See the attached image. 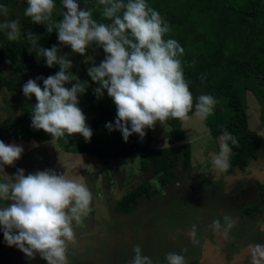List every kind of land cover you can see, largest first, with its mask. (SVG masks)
<instances>
[{"label":"clouds","instance_id":"1","mask_svg":"<svg viewBox=\"0 0 264 264\" xmlns=\"http://www.w3.org/2000/svg\"><path fill=\"white\" fill-rule=\"evenodd\" d=\"M26 17L36 24L46 25L47 32L55 29L58 42L70 46L73 53L84 56L89 45L103 49L105 58L99 65L88 67L87 75L98 86L93 89L99 98L103 90L116 107L115 122L105 124L109 131L121 132L124 142L132 134L141 140L146 129H153L169 118L185 121L195 106V114L206 119L212 114L216 100L201 94L194 98L184 79L180 56L184 49L175 39H164L170 31L168 23L146 0H98L103 5L102 15L110 24L98 23L92 18V10H84L77 0H61L63 19L52 22L54 0H26ZM9 9L0 5V15L7 17ZM48 22V23H46ZM0 30H7L9 41L21 38L19 21L4 19ZM27 39L43 56L46 66H59L54 75L29 79L22 86L26 98L35 96L31 113V127L43 130L54 139L67 134L81 135L89 142L93 133L86 116L78 106V96L84 94L88 81H80L68 70L73 66L67 54H59V48L37 46V35L28 32ZM43 81V88L36 82ZM75 81V83H72ZM71 84V87H66ZM237 140L228 132L221 136L220 152L214 157L213 166L220 171L229 168L230 147ZM24 149L15 143L0 140V200L11 201L0 206V230L8 246H15L29 259L39 254L46 264H69L68 248L75 243L74 222L87 215L93 194L86 184L67 179L55 170H37L25 175L17 168L9 176L5 166H14ZM209 226L219 235L228 238L235 221L225 215ZM195 239L196 226L189 232ZM186 251V250H185ZM131 264H153L142 254L139 246ZM251 264H264V244L250 248ZM168 264H187L183 255L167 253Z\"/></svg>","mask_w":264,"mask_h":264},{"label":"trees","instance_id":"2","mask_svg":"<svg viewBox=\"0 0 264 264\" xmlns=\"http://www.w3.org/2000/svg\"><path fill=\"white\" fill-rule=\"evenodd\" d=\"M80 1L82 9L92 10V18L98 23L111 22L103 17L104 6L100 5L98 0ZM146 2L158 11L169 25L170 31L164 35V39H175L184 49L180 59L184 79L193 94L194 104L195 98L201 94L211 95L216 100L212 114L205 119L209 133L217 137L228 132L236 138L235 145L228 141L231 149L229 168L233 164L245 165L250 158L257 155L255 141H260L264 146V138L249 128L246 100L247 91H250L259 102L261 114H264V0H146ZM54 4L52 22H59L62 19L61 0H54ZM206 16L209 24L213 26V35H208V31L204 29L202 31L196 29L197 19ZM31 24L34 27L42 25L46 30L44 24L39 26L32 21ZM47 33L42 37L44 48L56 45L59 54L66 53L68 59L72 61L73 73L84 81L92 82L85 73L83 56L73 53L66 45L59 44L55 29ZM94 47L95 44L89 45L86 54ZM28 48L29 42L24 40V37L8 45L0 39V62L19 72L18 78L0 77V87L14 90L16 98L24 96L22 86L27 80L40 76L46 78L59 71L58 65L47 67L44 57L37 55L36 48L32 51ZM36 82L43 88L42 80ZM66 87L71 86L67 84ZM93 99L97 110H100L103 101V108H106V105L108 107L110 105V108L115 107L106 90H103L102 97L98 98L94 94ZM31 100L35 105L34 95ZM194 112L195 106L188 115ZM21 121L20 128L30 129L36 143L52 139L43 130L31 127L29 112L21 117ZM101 121L100 113L97 112L86 121L93 133L90 141L85 142L84 138H81L77 142V148L65 150L108 157L103 156L101 150L95 146L104 139L105 125ZM165 122L170 127L166 136L173 143L171 146L151 147L149 145L151 136L148 132L149 137L144 143L138 137H134L133 141L126 142L115 153L116 157L120 158L138 152L143 170L149 168L152 160L151 169L157 175V180L163 184L168 183L174 176L173 167L176 164L180 162L184 168L189 165L191 154L190 143L183 141V121L169 118ZM180 141L183 142L178 143ZM149 189V183L142 182L120 202H135L142 192L148 193Z\"/></svg>","mask_w":264,"mask_h":264},{"label":"flooded vegetation","instance_id":"3","mask_svg":"<svg viewBox=\"0 0 264 264\" xmlns=\"http://www.w3.org/2000/svg\"><path fill=\"white\" fill-rule=\"evenodd\" d=\"M77 1L82 8L81 1ZM0 5L9 9L7 17L0 15V22L4 19L19 21L21 38L29 42L28 50L34 49L27 39L28 32L39 38L37 46L42 45V37L48 33L41 24V27L32 26L30 17L24 15L26 0H0ZM60 12L62 14V2ZM6 32L0 30V39L8 45L13 41L7 39ZM0 66L11 73L0 77L18 78L17 70L1 62ZM14 99H17L16 93ZM260 116L263 120L264 114ZM220 135H211L213 145L206 146L203 151V158L208 161L202 166L194 163L191 149L189 165L184 168L180 162L176 164L173 167L175 174L166 184L157 180L151 169L152 160L148 169L139 167L143 176L125 171L123 181L121 173L114 177L111 170L114 171L115 167L111 165L108 182L100 188L105 197L104 207L102 202L90 205L85 232L78 234L76 231V241L68 248L69 264H131L135 246H139L153 264H168L166 254L170 252L183 255L187 264H251L250 248L264 244V146L256 140L255 157L243 166L233 164L226 171H220L213 166L214 157L220 152ZM184 142L191 146L190 141ZM149 145L157 148L152 141ZM131 178L134 181L128 184ZM152 178L156 184L150 182ZM116 181L124 189L121 198L109 191ZM142 182L149 183L148 193L142 192L135 202H120ZM90 191L94 194L95 190ZM7 203L11 202L2 200L0 206ZM225 215L235 221L227 239L209 227L216 219L223 224ZM193 225L196 226L198 243H193V237L189 235ZM96 228V232L89 231ZM25 263V257L14 259V264Z\"/></svg>","mask_w":264,"mask_h":264},{"label":"rangeland","instance_id":"4","mask_svg":"<svg viewBox=\"0 0 264 264\" xmlns=\"http://www.w3.org/2000/svg\"><path fill=\"white\" fill-rule=\"evenodd\" d=\"M197 21V30L200 29V31H202L204 29L208 31V33L206 32L208 35H213V26L209 24L210 21L208 20L207 16L204 18L200 17L197 19ZM66 48L71 49L70 46L67 45ZM103 59V49L98 46L94 47L88 54H85L82 57L85 73L87 74L88 67L92 66L93 64L98 65ZM1 68L0 75L6 74L7 76H9L11 74L8 70ZM68 71L77 76L75 73H73V70L71 68ZM79 80L84 81L80 78ZM72 83H75V81H73ZM68 85L71 86V84ZM97 86L98 85L96 83L88 82L85 93L78 96V106L85 114L87 118L86 121L95 116L97 112H99L102 118V124L105 125L109 122L114 123L116 118V107L110 108V105L109 107L108 105H106V108H103V101L100 104V110L96 109V104L93 99V89ZM14 95V91L8 90L6 88H0V139L3 138L2 140L6 144L15 143L17 145H20L24 150L31 146L32 148L25 151L21 155V158L15 162L14 166H5L4 169L6 170V172L10 171L11 173V170L13 171L14 168H22L24 169L25 175L33 173L39 170L35 167L34 160L40 159L46 161V159L50 155L52 158H58L57 164L61 165V167L63 166V168L65 169V178L73 179L84 184H89L88 182L95 180L98 187L97 189H99L100 191L101 178H103L105 174L106 176H108L107 172L109 171L111 164L116 166V169H118L117 173L124 172L126 169L129 174H138L143 176V172H141L139 169V167L141 166V162L139 161L140 157L138 155V152L134 153V155L131 154L120 158L116 157V151L126 143L123 140L121 132L118 130L109 131L105 127V132L103 134L104 139L100 140L97 145H95L101 150L103 156H108L106 158H102L101 156L95 154H82L76 152H71V154L67 153V151H65L64 149L77 148L78 140L83 138L79 134H74L72 136H68L67 134H65V136L60 139L52 138L42 143H36L32 138L30 129L28 130L20 128V126L22 125L21 117L28 112L30 114L32 113L34 103L31 98L29 99L25 96L14 99ZM246 100L249 128L264 138V119L261 120V107L259 105V102L257 101L256 97L251 94L250 91H247ZM182 128L184 129V140L191 142L193 162L199 163V165L202 166L205 161H208V159L204 160L203 151L206 150V146L209 147L213 145V138L205 125V119H200L194 112L188 115L187 120L182 122ZM169 130L170 127L166 122H163L162 124L157 123L153 129L145 130L146 135L143 140H141L140 137L134 133L128 138L127 142L133 141L132 139L134 137H138L144 143L149 137V132L151 136L150 142L152 141V144L155 147L159 148L164 146H171L172 144L168 143L167 138H165ZM213 152H215V150H213ZM82 167V170H85L87 172L84 177H82V174L80 173ZM131 181H133L132 178L129 179L128 184ZM105 182L107 183L108 180L104 181V183ZM150 182L156 184L154 178H152ZM110 185L111 184H109V186ZM99 190H96V192L101 194ZM100 197L103 201L101 204L104 207L105 197H103L102 194L100 195ZM85 218L86 215H82L78 224L77 222L73 224V227H75V225L76 227H78V229L76 230L78 231V234L85 232L83 230H85L88 225L85 221ZM96 230H98V228L93 230L91 229L89 231L96 232ZM15 248V246H8L3 237L0 238V264H14V259L21 260V257L22 259L23 257H25V264H46V261L41 259L39 254H37L35 258L29 259L23 252ZM16 253L18 254L17 257Z\"/></svg>","mask_w":264,"mask_h":264},{"label":"crops","instance_id":"5","mask_svg":"<svg viewBox=\"0 0 264 264\" xmlns=\"http://www.w3.org/2000/svg\"><path fill=\"white\" fill-rule=\"evenodd\" d=\"M183 129V128H182ZM183 131H184V129H183ZM184 141V140H183ZM32 148V146L31 147H29V148H27V149H25L24 151H23V153L25 152V151H27V150H29V149H31ZM65 150V149H64ZM66 151V150H65ZM22 153V154H23ZM67 153H69V154H71V152L70 151H67ZM83 154V153H82ZM132 155H134V154H132ZM58 163V158H56V157H54V158H52L50 155L48 156V158L46 159V161H44V160H40V159H35L34 160V164H35V167L37 168V169H39V170H46V169H52V170H55L56 172H57V174H65V169L63 168V166L61 167V165H58L57 164ZM112 166H114L113 164H111ZM110 165V166H111ZM115 167V169H114V171H113V169L111 170L112 171V174L114 175V176H116L118 173H117V170L118 169H116V166H114ZM121 167V166H120ZM83 169V167L81 168V171H80V173L82 174V177H84V175L87 173L85 170H82ZM110 169H111V167H110ZM125 169V168H124ZM16 168H14V172L11 170V173H10V171L8 172H6V170L4 169V171L6 172V173H8L9 174V176H12V175H14L15 173H16ZM102 170V169H101ZM103 171V170H102ZM125 171H127L126 169H125ZM125 171L124 172H120L119 174H120V176H121V179H122V181L124 180V176H123V173H124V175H125ZM108 173V172H107ZM105 177V178H104ZM104 177L103 178H101V181H100V184L101 185H103V183H104V181H107L108 179L106 178L107 176H106V174L104 175ZM89 184H86V186L89 188V189H94L95 191H94V194H93V201L92 202H103L102 200H101V197H100V195L101 194H99V193H97L96 192V190H99V189H97L98 187H97V185H96V182H95V180H93V181H90V182H88ZM111 184V183H110ZM100 191V190H99ZM110 193L111 194H113V195H118V197H120L121 198V195H122V193H123V191H124V189H123V187L116 181V184H115V186L114 187H112V186H110ZM92 192V191H91ZM0 202H2V200H0ZM4 202V201H3ZM11 202V201H10ZM74 224H75V222H74ZM78 224V223H77ZM76 225H75V227H74V231L76 232ZM1 232L3 233V231L2 230H0V236H1Z\"/></svg>","mask_w":264,"mask_h":264},{"label":"water","instance_id":"6","mask_svg":"<svg viewBox=\"0 0 264 264\" xmlns=\"http://www.w3.org/2000/svg\"><path fill=\"white\" fill-rule=\"evenodd\" d=\"M78 3H79V5H80V2L79 1H77ZM64 11H66V9H64L63 8V5H62V12H64ZM221 136H222V134L220 135V140H221ZM133 181H134V179H133ZM133 181H132V183H133Z\"/></svg>","mask_w":264,"mask_h":264}]
</instances>
